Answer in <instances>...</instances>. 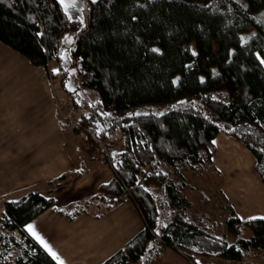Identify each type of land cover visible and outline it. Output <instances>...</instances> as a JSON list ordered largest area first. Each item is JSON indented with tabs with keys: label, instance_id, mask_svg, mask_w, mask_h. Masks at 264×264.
Listing matches in <instances>:
<instances>
[{
	"label": "trees",
	"instance_id": "16d2710c",
	"mask_svg": "<svg viewBox=\"0 0 264 264\" xmlns=\"http://www.w3.org/2000/svg\"><path fill=\"white\" fill-rule=\"evenodd\" d=\"M83 4L88 20L66 55L63 37L79 32L83 23L60 0H0V43L35 68L58 66L62 86L69 80L67 69H74L78 90L96 93L75 132L95 133L100 126L105 136L122 135L123 152L109 160L115 177L91 201L106 209L131 202L144 228L103 264H152L168 248L191 262L262 257L264 218L243 223L225 206L234 236L230 244L226 234L218 236L188 216L192 203L184 188L188 173L210 164L221 134L253 156L264 186V22L258 18L264 0L246 7L234 0ZM144 106L162 112L129 114ZM87 140L102 151L91 136ZM55 203L50 191L4 203L2 263L58 264L27 226L47 210L72 219L85 208L67 215Z\"/></svg>",
	"mask_w": 264,
	"mask_h": 264
},
{
	"label": "rangeland",
	"instance_id": "374dc122",
	"mask_svg": "<svg viewBox=\"0 0 264 264\" xmlns=\"http://www.w3.org/2000/svg\"><path fill=\"white\" fill-rule=\"evenodd\" d=\"M234 1L243 7L252 2ZM65 3L73 5L66 12L83 23L79 32L63 37L66 55L78 34L84 30L88 16L83 0H65ZM258 18L264 22V11ZM50 65L49 71L35 68L10 49L0 46V218L5 202L19 200L35 191L43 194L50 191L55 198L56 209L64 214L86 210L98 203L91 198L97 194L100 187L97 186L105 181L103 175H108L110 181L115 177L109 160L123 152L121 133L114 131L105 136L100 126L95 133L87 128H80L81 133L75 132L78 120L82 114L88 115V105L97 101V95L94 91L78 90V77L71 68L67 69L69 80L66 86H62L58 66ZM161 110L144 106L129 114H154ZM89 136L102 147V151L88 142ZM214 144L216 149L210 164L198 173L187 174L184 192L192 203L188 216L203 221L218 236L226 234L232 244L234 236L228 232L225 222L228 211L224 207L231 205L243 223L244 220L262 219L264 187L256 172L255 160L244 146L224 134ZM58 162V173L46 179L44 165ZM136 210V207L132 208L131 217L138 218L137 222L125 216L124 208L116 211H121L123 219L131 218L135 225L140 223L142 226L141 216ZM31 226L37 231V220ZM167 250L174 261L166 260L165 255L162 257ZM177 258L190 263L181 252L168 248L152 264H177ZM0 264L5 263L0 259ZM243 264H264V254L261 257L252 253Z\"/></svg>",
	"mask_w": 264,
	"mask_h": 264
},
{
	"label": "crops",
	"instance_id": "0c3cea01",
	"mask_svg": "<svg viewBox=\"0 0 264 264\" xmlns=\"http://www.w3.org/2000/svg\"><path fill=\"white\" fill-rule=\"evenodd\" d=\"M0 46L9 49L1 43ZM15 54L18 55L17 53ZM63 162L65 161L63 160ZM58 166L59 162L58 164H49V166L44 165L45 178L49 179L53 176V174H57L59 170L57 168ZM103 177L105 181L101 182L97 188L101 184L110 182V177H108V175L105 174ZM133 206L134 205L131 203H125L116 208L106 209L105 205L96 203L91 208H88L89 210L86 209L84 212L77 214L72 219H69L67 216L59 213L57 214L52 210H47L29 225H32L37 220L36 232L48 243L64 264H103L119 252L120 249L129 242V240H131L140 230L144 228L143 221L142 226L140 223H136L135 225L132 221L133 219L137 222L138 219L135 218V216L131 217L132 208L135 207ZM118 208H124V210H126L125 216H129L132 219H123L121 211H116ZM115 215L118 216H116L117 218L121 219H116ZM246 221L250 220H244V222ZM52 233H54V235ZM29 234L45 249V247L32 235L31 232H29ZM164 255L166 260L172 259L170 260L171 262L175 260V258L173 259V255L168 250L162 254V257H164ZM244 261L233 262L223 260L209 262L200 258H195L192 262L190 261V263L243 264ZM175 262L177 264H190L180 258H177V261ZM159 264L161 263L159 262Z\"/></svg>",
	"mask_w": 264,
	"mask_h": 264
},
{
	"label": "snow or ice",
	"instance_id": "6c2138e0",
	"mask_svg": "<svg viewBox=\"0 0 264 264\" xmlns=\"http://www.w3.org/2000/svg\"><path fill=\"white\" fill-rule=\"evenodd\" d=\"M61 4L64 5L65 11H67V9L70 6L73 5H69L65 3V0H60ZM152 51H158L157 49H152ZM195 55V53H193ZM262 63H264V61H262ZM28 231L32 233V235L45 247V249L50 253V255H52V257L54 259H56L58 261V264H64V262L62 260L59 259L58 255L52 250V248L48 245V243L35 231V229L30 225L28 227Z\"/></svg>",
	"mask_w": 264,
	"mask_h": 264
}]
</instances>
